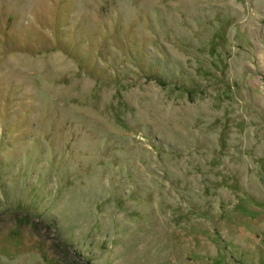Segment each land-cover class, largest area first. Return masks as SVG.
I'll return each instance as SVG.
<instances>
[{
  "label": "rangeland",
  "instance_id": "1",
  "mask_svg": "<svg viewBox=\"0 0 264 264\" xmlns=\"http://www.w3.org/2000/svg\"><path fill=\"white\" fill-rule=\"evenodd\" d=\"M0 264H264V0H0Z\"/></svg>",
  "mask_w": 264,
  "mask_h": 264
}]
</instances>
